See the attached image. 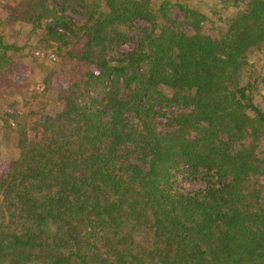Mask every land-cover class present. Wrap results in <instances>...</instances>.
I'll return each mask as SVG.
<instances>
[{
	"label": "trees",
	"instance_id": "1",
	"mask_svg": "<svg viewBox=\"0 0 264 264\" xmlns=\"http://www.w3.org/2000/svg\"><path fill=\"white\" fill-rule=\"evenodd\" d=\"M58 1L24 12L61 64L0 175V264H264V0Z\"/></svg>",
	"mask_w": 264,
	"mask_h": 264
},
{
	"label": "rangeland",
	"instance_id": "2",
	"mask_svg": "<svg viewBox=\"0 0 264 264\" xmlns=\"http://www.w3.org/2000/svg\"><path fill=\"white\" fill-rule=\"evenodd\" d=\"M29 1L0 0L1 40L21 48L18 53H8L12 66L0 73V175L18 154L17 143L20 137L15 133L16 123L26 122L29 112L39 107L41 99L36 96L42 90L44 75L50 70H59L61 64V60L54 55V44L44 40V21L36 26L32 19L28 20L24 15ZM46 1L60 6L58 0ZM65 15L74 16L69 11ZM252 59L264 69V54ZM68 83L69 79L63 76L55 77L47 96L53 97L57 90ZM255 101L264 109V90H259ZM179 185L186 191L204 186L200 180L185 178L180 179Z\"/></svg>",
	"mask_w": 264,
	"mask_h": 264
}]
</instances>
